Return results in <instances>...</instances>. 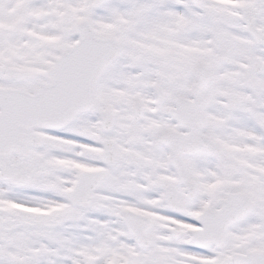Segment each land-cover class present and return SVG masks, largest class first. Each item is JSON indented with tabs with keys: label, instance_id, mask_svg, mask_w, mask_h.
<instances>
[{
	"label": "snow or ice",
	"instance_id": "snow-or-ice-1",
	"mask_svg": "<svg viewBox=\"0 0 264 264\" xmlns=\"http://www.w3.org/2000/svg\"><path fill=\"white\" fill-rule=\"evenodd\" d=\"M0 264H264V0H0Z\"/></svg>",
	"mask_w": 264,
	"mask_h": 264
}]
</instances>
